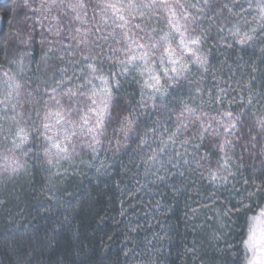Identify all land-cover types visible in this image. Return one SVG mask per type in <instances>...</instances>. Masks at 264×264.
Listing matches in <instances>:
<instances>
[{
  "label": "clouds",
  "instance_id": "clouds-1",
  "mask_svg": "<svg viewBox=\"0 0 264 264\" xmlns=\"http://www.w3.org/2000/svg\"><path fill=\"white\" fill-rule=\"evenodd\" d=\"M0 264H264V0H0Z\"/></svg>",
  "mask_w": 264,
  "mask_h": 264
}]
</instances>
